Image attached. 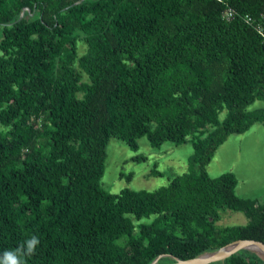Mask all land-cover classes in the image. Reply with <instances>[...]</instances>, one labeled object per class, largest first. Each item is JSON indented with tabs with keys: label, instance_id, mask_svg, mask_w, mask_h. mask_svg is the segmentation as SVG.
I'll list each match as a JSON object with an SVG mask.
<instances>
[{
	"label": "trees",
	"instance_id": "obj_1",
	"mask_svg": "<svg viewBox=\"0 0 264 264\" xmlns=\"http://www.w3.org/2000/svg\"><path fill=\"white\" fill-rule=\"evenodd\" d=\"M0 0V254L26 264H171L264 243V203L206 165L264 124V0ZM82 48V49H81ZM223 115V116H221ZM191 139L187 170L153 190L101 184L111 137L131 149ZM129 175L128 177H130ZM240 211L244 225L219 226ZM208 264H264L249 249Z\"/></svg>",
	"mask_w": 264,
	"mask_h": 264
},
{
	"label": "rangeland",
	"instance_id": "obj_2",
	"mask_svg": "<svg viewBox=\"0 0 264 264\" xmlns=\"http://www.w3.org/2000/svg\"><path fill=\"white\" fill-rule=\"evenodd\" d=\"M263 105V100H256L248 109L255 110ZM2 128L0 122V130ZM137 144V149L133 150L119 138L109 139L100 181L105 190L118 192L125 187L153 190L166 185L174 175L187 170L188 159L193 153L189 137L183 143L165 141L154 146L146 136H141ZM206 169L211 177L233 172L237 178V195L264 203V124L254 122L244 132L229 134L216 148ZM247 221L242 212L226 209L217 223L219 226L244 225Z\"/></svg>",
	"mask_w": 264,
	"mask_h": 264
},
{
	"label": "water",
	"instance_id": "obj_3",
	"mask_svg": "<svg viewBox=\"0 0 264 264\" xmlns=\"http://www.w3.org/2000/svg\"><path fill=\"white\" fill-rule=\"evenodd\" d=\"M251 245H255L257 247V254L264 258V243L258 240L254 239H241L234 241L232 243L227 244L226 246L210 253H203L199 256H196L194 258H189L186 260H179L176 259L174 263L171 264H208L213 261H218L227 258L231 254L235 253L239 249L245 248L249 250H254ZM258 251L261 253H258ZM157 260V259H156ZM156 260L153 261L152 264L156 262Z\"/></svg>",
	"mask_w": 264,
	"mask_h": 264
},
{
	"label": "clouds",
	"instance_id": "obj_4",
	"mask_svg": "<svg viewBox=\"0 0 264 264\" xmlns=\"http://www.w3.org/2000/svg\"><path fill=\"white\" fill-rule=\"evenodd\" d=\"M40 240L33 235L15 250H6L0 254V264H26V257L34 255Z\"/></svg>",
	"mask_w": 264,
	"mask_h": 264
},
{
	"label": "built area",
	"instance_id": "obj_5",
	"mask_svg": "<svg viewBox=\"0 0 264 264\" xmlns=\"http://www.w3.org/2000/svg\"><path fill=\"white\" fill-rule=\"evenodd\" d=\"M218 2H221L224 4V9L222 11V17L230 20L234 18L236 15H238V12L235 11V9L229 5L228 0H217ZM241 19L243 22L250 27H252L261 37L264 38V15L261 14V18L257 19L255 16L246 13L241 16Z\"/></svg>",
	"mask_w": 264,
	"mask_h": 264
},
{
	"label": "bare ground",
	"instance_id": "obj_6",
	"mask_svg": "<svg viewBox=\"0 0 264 264\" xmlns=\"http://www.w3.org/2000/svg\"><path fill=\"white\" fill-rule=\"evenodd\" d=\"M252 249L257 250V247L255 245H251Z\"/></svg>",
	"mask_w": 264,
	"mask_h": 264
}]
</instances>
